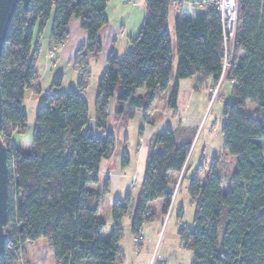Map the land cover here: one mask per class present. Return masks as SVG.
I'll return each mask as SVG.
<instances>
[{"label":"trees","instance_id":"16d2710c","mask_svg":"<svg viewBox=\"0 0 264 264\" xmlns=\"http://www.w3.org/2000/svg\"><path fill=\"white\" fill-rule=\"evenodd\" d=\"M182 1L145 0L143 22L130 49L123 56L108 55L95 100L97 129L107 131L113 99L117 115L135 108L146 113L158 92L168 89L173 71L169 9ZM108 3L31 0L25 11L19 1L12 15L0 60L1 138L10 170L7 239L0 264H18L24 244L40 238L53 249L57 264H117L121 256L120 219L128 210L129 196L114 204L113 228L101 236V194L93 185L99 181L102 161L113 153L114 137L87 128L90 116L84 95L89 59L103 49L99 32L108 24ZM73 17L88 33L74 56L75 66L83 70L78 89L58 91L62 77L53 80V90L36 112L32 148L22 149L10 140L14 133L26 132V93H41L35 33L53 19L51 44L60 47ZM175 35L176 78L169 107L177 105L179 80L198 75L211 77L215 85L227 73L231 91L223 102L221 131L225 150L238 157L225 190L216 160L204 183L198 171L191 178L194 225L179 230L181 242L194 254L191 264H264V0H237L232 38L214 6L176 19ZM247 102L254 105L251 111ZM191 144L178 143L171 128L154 137L132 220L134 235L152 221L151 202L162 199V212L168 211L173 193L169 173L182 170ZM128 162L124 153L123 165ZM107 190L108 179L103 185Z\"/></svg>","mask_w":264,"mask_h":264},{"label":"rangeland","instance_id":"374dc122","mask_svg":"<svg viewBox=\"0 0 264 264\" xmlns=\"http://www.w3.org/2000/svg\"><path fill=\"white\" fill-rule=\"evenodd\" d=\"M201 2V1H200ZM199 2V3H200ZM183 1L181 2L182 5ZM237 3V0H236ZM202 6V5H201ZM173 7V6H172ZM180 7V6H179ZM187 7L189 10L186 11ZM185 6V13L191 14L198 7ZM204 7V6H202ZM206 8V7H204ZM191 16V15H188ZM233 33H234V27ZM227 31V30H226ZM228 33V31H227ZM175 42L177 43L176 35ZM53 46V51L57 50ZM173 71L171 85L163 92H158L157 102L144 113L142 109L135 108L125 114H116V99L111 103L109 125L107 131L101 130V134H113V153L110 158L104 160L99 172V181L93 185L99 189L98 216L105 221V227L101 230V236H108L111 232L113 221V206L118 200H125L127 195V212L121 217L120 225L122 237L119 242L121 256L117 264H140L138 260L147 257V262L141 264H191L193 252L185 247L179 236V230L185 226L192 228L194 225L196 205L192 202L189 192L191 178L198 171V179L204 183L213 160H216L222 178V188H228V180L234 171L238 157L230 155L224 148L222 134L223 102L230 97L231 86L228 82L227 73L219 83L206 86L201 84L197 77L185 78L181 84V94L178 92L176 107H169L168 100L170 89L175 83L176 51H173ZM97 59V58H95ZM90 60L92 75L90 78L91 88L88 91V107L90 121L87 126L93 132L95 126V94L101 77V68L96 60ZM228 64H226L227 66ZM78 74L82 69L77 67ZM73 68L65 73V83L69 84ZM48 77L43 81L45 86ZM96 84L97 87L93 86ZM202 86V87H201ZM194 89L192 93L191 89ZM68 90V89H67ZM96 90V92H95ZM138 89V93H143ZM192 93V95H191ZM92 98V101H91ZM43 103V96L35 94L32 106L27 111V129L24 134L14 133L10 142L22 149L32 146V132L35 126V117L38 107ZM254 105L247 102L246 109L251 111ZM166 128L174 131L178 143L191 141V150L188 157V171L183 174V181L177 193V198L172 211L167 215L161 213L160 218H154L144 223V238L136 248L135 235L132 233V220L135 213L136 203L144 180L147 159L156 134ZM264 146V140H261ZM124 153L129 157V162L123 165ZM179 174L171 179V189L178 180ZM108 179V190L103 191L105 180ZM23 251L19 254L18 264H26Z\"/></svg>","mask_w":264,"mask_h":264},{"label":"crops","instance_id":"0c3cea01","mask_svg":"<svg viewBox=\"0 0 264 264\" xmlns=\"http://www.w3.org/2000/svg\"><path fill=\"white\" fill-rule=\"evenodd\" d=\"M200 1L201 0H183V3L180 7H174V6L170 7L167 26L171 35L173 51L174 50L176 51V46H177L174 37L176 19H178L179 17L184 18L188 15H192L195 12V11L191 12V14H187L190 12L185 13V10L183 9L184 5L186 7L187 6L198 7L199 9L196 11L205 9L200 5L199 3ZM188 8L190 7H187L186 11L189 10ZM106 11L108 17V24L102 27L99 32L103 49L99 53L97 59H95L96 62H100L99 65L101 68V75L107 66V58L111 52H114L118 56H123L130 49L131 40L138 34L143 22V18L145 15V0H109ZM52 27H53V19L47 22L42 32L36 31L33 42V48L36 53L35 64L39 73V84L41 86V93L39 94L42 95L43 98L48 92L53 90V80L57 76L62 77V82L60 87L56 88V90L60 91L67 89H76V90L78 89L79 74L77 67L75 66L74 63V56L78 48L86 42L88 37V33L85 30H83L80 26V20L73 17L69 22V36L67 40L60 47H58L57 50L53 51V45L51 44ZM89 60H94V58L90 57ZM176 62H177V58H176ZM71 66L73 68V74L71 75V80L69 84L66 85L64 81L65 73L69 72ZM89 70H90V77L87 83V87L84 90V95L87 102H88V91L91 88V84H92L90 82V78L92 75L90 63H89ZM46 77H48V80L46 85L44 86L42 83ZM193 77L194 78L197 77L198 79H200L202 81L201 84L207 83L206 82L207 80L210 79L212 80L211 77L208 79H202L198 75ZM182 80L183 79L179 80V88H178L179 94H181ZM212 84H213V80L210 84L207 83L206 86ZM93 86H95V88L97 87L95 83L93 84ZM194 89L193 88L191 89L192 93H194ZM97 93H98V89L95 94V97L97 96ZM35 94L37 93H34L33 91H28L25 95L26 114L28 109L32 106L31 104L35 98ZM156 100H157V95L153 102V107H156L154 106L156 104L155 102H157ZM109 127L110 125L108 122L107 128ZM95 133L101 134V130L96 129ZM31 148L32 146L27 147L25 150H30ZM177 174L178 172L172 171L169 173V176L171 179H174V177ZM149 210L150 213L154 214L153 219L160 218L161 213L163 211V200L158 199L151 202L149 204ZM149 223L151 224V221ZM22 256L25 259L26 264H57L54 251L51 248V246H49V244L47 243V240L44 238H40L35 241H29L25 243ZM145 262H147V257L143 258V260H138V263L140 264Z\"/></svg>","mask_w":264,"mask_h":264},{"label":"water","instance_id":"95a60500","mask_svg":"<svg viewBox=\"0 0 264 264\" xmlns=\"http://www.w3.org/2000/svg\"><path fill=\"white\" fill-rule=\"evenodd\" d=\"M19 1L23 3L25 11H29L31 0H0V60L11 18ZM2 113L3 98L0 83V258L3 256L5 241L7 239L5 228L8 222L10 172L8 164V148L1 138Z\"/></svg>","mask_w":264,"mask_h":264},{"label":"built area","instance_id":"2783aa9c","mask_svg":"<svg viewBox=\"0 0 264 264\" xmlns=\"http://www.w3.org/2000/svg\"><path fill=\"white\" fill-rule=\"evenodd\" d=\"M200 5H202L204 7L214 6L218 10V12L220 13V16L222 18L223 25H224L225 29L228 31L230 38H232L233 37V32H232L233 29H231V26L233 28L235 25V16H236V7H237L236 0H201ZM222 77L219 79V81L217 83L220 82ZM188 157H189V155H188ZM188 157H187V160H186L182 170L178 172V174H179L178 180L175 182V184H173L174 187H173V193H172V200H171V203L169 205L168 211L166 212L167 215L173 209V206L175 204V200L177 198V193H178V191L181 187V183L183 181L182 180L183 174H184V172L186 173V169H188V166H187ZM143 238H144V228L141 227L139 229L138 233L135 235L136 248L139 247Z\"/></svg>","mask_w":264,"mask_h":264}]
</instances>
